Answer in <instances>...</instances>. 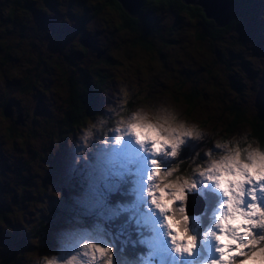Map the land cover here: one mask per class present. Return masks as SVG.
Here are the masks:
<instances>
[{
  "label": "rangeland",
  "instance_id": "obj_1",
  "mask_svg": "<svg viewBox=\"0 0 264 264\" xmlns=\"http://www.w3.org/2000/svg\"><path fill=\"white\" fill-rule=\"evenodd\" d=\"M94 1L49 0L45 3L44 0H38L27 17L12 18L6 12L8 3L12 1L0 0V185H4L1 180L13 182L18 179L17 171L9 165L11 160L4 154V147L8 152H11L13 147L12 144L6 145L9 141L4 139L6 118L2 116L1 110L6 102L7 110L3 111L8 114L15 117L16 112L8 110V106L12 105L13 110L25 112L26 116L29 114V118L30 114L32 115V121L27 123V132H33L32 139L29 140L33 146L30 148V144L27 146L26 143L25 150L30 153L34 151L35 156L32 158L34 164L26 166L33 177L28 183L24 179L28 194L20 195L15 188L11 190L5 186L0 187V194L5 201L0 207V215L4 217L0 219V253L5 251L4 246L9 245V242L15 246L17 241L28 240L29 243L20 246V249L27 251L32 258L36 257L35 264H45V258L68 256L80 238L88 233H95L97 228L117 231L116 226L104 215L86 211L84 198L93 177L98 175V171L94 169L99 151L105 147L106 141L113 143V133L118 126H122L121 121L126 120L131 113L146 114L153 122L157 115L174 116L177 123H183L187 128H193L200 133L199 138L190 141L194 147L185 148L176 161L191 153L192 156L202 155L204 163L206 154L210 152L208 160L219 158L221 151H230L233 146L238 145L235 144L238 139H246L248 135V130L243 127L236 132L237 137L234 139L226 140L222 136H216L218 132L212 127L213 123H208L209 120L214 121V116H218L216 103L212 102L210 107L204 102H199L194 107L187 105L180 93L169 88V76L173 75V71L167 70L166 66L153 60L147 53L139 54L128 50L130 33L116 28L115 22L119 18L116 11H105L96 15L95 19H82L83 14L87 16L93 9H98L97 5L94 7ZM261 1L263 6L260 8L259 19L252 23H242V29L248 34L241 35L240 42L242 52L248 57V62H241L245 84L250 89L255 85L253 94L264 98V0ZM18 19H21V22L17 21ZM170 22L163 19L158 24L163 34L167 33L166 23ZM171 28L173 33L167 39L170 42V57L187 63L190 55H193L194 61L203 63L207 46L204 45L200 50L192 49L185 39L181 25L172 23ZM86 30H92L88 36H94L96 49L109 44L112 48V55L109 56L112 61L108 67L110 85L107 93L99 97L102 117L98 120L103 118L105 113L109 118V115H115L122 108L128 107L126 102L130 97L138 100V103L124 117L118 119L105 138H97V127L94 128L90 123V117L86 118L85 123L76 124L64 138L61 133L65 129L60 130V125L69 121L67 99L72 87L69 85V75L60 77L59 68L54 66L51 60L55 56L57 59H63L62 50H77L81 34L86 35ZM79 58L71 55L66 59V62L71 63L69 70L80 64ZM84 60L87 61V57ZM57 61L61 63L60 60ZM65 68L67 69V64ZM24 69L30 70L27 71L28 75H25ZM178 72L179 70L176 71ZM185 72L187 69H184L182 74ZM255 72L259 75L256 76ZM28 84L32 85V89L27 88L29 90L25 91L24 87ZM29 136L31 137V133ZM20 141L21 138L13 140L16 144ZM47 144L50 154L46 158L47 151L41 147ZM217 144L225 147L216 149ZM246 148L248 151L258 149L253 143H248ZM176 161L175 175L188 178L178 172ZM197 166L193 172L199 170L200 165ZM132 187L133 184L129 182L128 196L118 197L119 200L130 203L133 200ZM10 210L15 213V218L19 216L21 221L28 223L37 240L47 235L49 239H53L52 242L56 241V244H52L51 248H37L33 241H29L32 233H27L24 226L21 228L19 222L15 224V219H10ZM46 222L53 228L46 227ZM41 223L45 227H42ZM12 229L20 233L14 235L11 233ZM135 240L134 234L123 236L119 239L117 247L122 249L129 241ZM149 260L147 250L143 249V252H137L135 264H148ZM75 264H81V261L78 259Z\"/></svg>",
  "mask_w": 264,
  "mask_h": 264
},
{
  "label": "snow or ice",
  "instance_id": "obj_2",
  "mask_svg": "<svg viewBox=\"0 0 264 264\" xmlns=\"http://www.w3.org/2000/svg\"><path fill=\"white\" fill-rule=\"evenodd\" d=\"M154 120L135 112L121 121L113 143L99 151L98 175L85 193L86 211L122 220L117 231L97 228L68 256L45 264H119L118 241L133 234L148 264H264V150L236 145L208 160L210 152L183 178L174 162L200 133L174 116ZM129 182L133 200L124 203L117 197Z\"/></svg>",
  "mask_w": 264,
  "mask_h": 264
},
{
  "label": "trees",
  "instance_id": "obj_3",
  "mask_svg": "<svg viewBox=\"0 0 264 264\" xmlns=\"http://www.w3.org/2000/svg\"><path fill=\"white\" fill-rule=\"evenodd\" d=\"M11 1L8 3L6 10L8 15L12 18H25L32 11L31 8L38 0ZM44 1L46 3L49 0ZM228 1L232 5L230 7L229 19L224 23L210 16L201 4L186 2L185 0H142L140 15L138 17L130 15L118 0H95L93 5L94 7L97 5L98 9L96 11L93 9L87 16L83 14L82 19L84 17L95 19L96 15L105 11H116L119 16L115 22L116 28L130 33L128 50L138 52L139 54L147 53L153 60L162 66H166L167 70L173 71V75H168L171 80L169 88L175 89V92L180 93L187 105L194 107L199 102H204L210 107L212 102L216 103L219 110L218 116L213 117L214 121L209 120L208 122L213 123L212 127L218 132L216 136H222L226 140L234 139V137H237L236 132L245 127L248 130L246 139H238L235 144L237 143L242 150H248L246 148L247 144L253 143L258 150H264V98L257 96L255 93L253 94L255 85H252L250 89L245 84L241 62H248V57L242 52L240 42L241 35L248 34L246 30L242 29V23L244 21L252 23L259 19L260 8L263 6V3L261 0ZM78 12L80 11L78 10ZM163 19L171 21L170 23H166L168 27L166 34H163L158 27V24ZM17 21L21 22V19ZM176 22L184 30L185 39L189 47L200 50L204 45L207 46L203 63L194 61L193 55H190V60L187 63H183L181 59L170 57V42L167 39L173 33L171 24ZM90 31L86 30L85 36L87 38L84 37L86 43H77V50L73 48L67 51L62 50L61 58L63 59H57V56H55L51 60L53 65L59 68L60 77L69 75L68 81L70 87H72L67 99V107L70 110L68 113L69 121L64 119L67 123L60 125V130L65 129L61 133V136L64 138L67 136L68 131L73 129L76 124L85 123L86 118L89 117L92 118L90 123L94 125L93 127H97L95 129L97 138H105L108 136V132L110 133L111 128L116 125L118 119L124 117L138 103V100L130 97L126 102L128 107L122 108L115 115H109V118L106 117L105 113L104 117L98 120L99 117H102L99 97L107 93L110 85L108 67L112 61V58L109 57L112 55V48L109 44L96 49L94 36L92 38L88 36L90 35ZM178 46H180V42ZM197 46L199 47L197 48ZM71 55L80 57L78 61L80 64L76 68L69 70L71 63L66 62V59ZM85 57H87V61L84 60ZM57 60H60L61 63H58ZM65 64H67V69L65 68ZM41 65L44 67L48 66L47 64ZM184 69H187V72L183 75L182 71ZM177 70H179L178 73H176ZM262 70H264V67ZM24 71L25 75H28V72H30V70L25 69ZM255 75L258 76V72H255ZM27 88L32 89V85H26L24 87L25 91L29 90ZM7 104V102L3 104V110H7ZM11 106H8V110L16 112L15 117L1 110L2 116L6 118V122L4 123L6 127L4 139L9 141L5 144L13 145L11 152H8L6 147H4V154L11 160V164L9 165L17 171L18 179L13 182L10 180L3 182L1 180L4 185H0V187L5 186L11 190L15 188L16 192H19L20 195L28 194V192L26 193L28 186L24 182L26 180L27 183L28 181L30 182L33 177L32 173L28 172L29 168H26V166L34 164L32 162L34 151L30 153L25 150V146L26 143L27 146L30 144V148L33 146L29 141L32 139L33 132H27L29 130L27 123L29 120L30 122L32 121V115L30 114L29 118V114L26 116L25 112L13 110ZM21 116L25 118L23 119ZM30 133L31 137L29 136ZM16 138H21V141L17 144L13 142ZM42 148L46 149L47 158L50 154L49 145H42ZM181 158L176 161L179 167L178 172L187 176L193 173V169L198 167L197 165L201 166L204 164L202 155L192 156L191 153L187 154L185 158L184 155ZM124 186V196H128L127 189L129 183H126ZM117 199L119 198L117 197ZM4 202V197L0 194V207ZM13 210L8 212L10 214L8 216L11 220L15 219V224L19 222L21 228L24 226L27 229V233H32L29 236V241H33L37 248H51L52 244H56V241L52 242L53 239H49L47 235H45V238L37 240L35 233L28 223L21 221L19 216L15 218ZM3 218L0 215V219ZM38 221L41 222L40 219ZM120 223H122V220L118 219L113 225L117 226ZM41 226L45 227L42 223ZM46 227L53 228L48 223ZM1 232L0 230V235ZM11 233L18 235L20 232L12 229ZM1 238L0 236V240ZM27 241L24 239L21 242L17 241L15 246L9 242V245L4 246L5 251L0 253V264H35L36 257L32 258L27 251L20 249V246L29 243ZM138 251L140 253L143 252V247L134 241H129L119 251L114 250L115 260L119 264H135Z\"/></svg>",
  "mask_w": 264,
  "mask_h": 264
},
{
  "label": "water",
  "instance_id": "obj_4",
  "mask_svg": "<svg viewBox=\"0 0 264 264\" xmlns=\"http://www.w3.org/2000/svg\"><path fill=\"white\" fill-rule=\"evenodd\" d=\"M124 9L132 16L138 17L140 15V8L142 0H118ZM186 2L201 4L206 12L224 23L229 19L230 7L232 3L228 0H185ZM86 42L85 39H82Z\"/></svg>",
  "mask_w": 264,
  "mask_h": 264
},
{
  "label": "flooded vegetation",
  "instance_id": "obj_5",
  "mask_svg": "<svg viewBox=\"0 0 264 264\" xmlns=\"http://www.w3.org/2000/svg\"><path fill=\"white\" fill-rule=\"evenodd\" d=\"M245 11H246V10H245ZM78 37H79V36H78ZM84 37H86L85 34H81V37H80V39H79V41H80L81 43H83L81 40H82V39H85ZM86 38H87V37H86ZM85 43H86V42H85ZM83 44H84V43H83Z\"/></svg>",
  "mask_w": 264,
  "mask_h": 264
},
{
  "label": "clouds",
  "instance_id": "obj_6",
  "mask_svg": "<svg viewBox=\"0 0 264 264\" xmlns=\"http://www.w3.org/2000/svg\"><path fill=\"white\" fill-rule=\"evenodd\" d=\"M82 41V40H81ZM83 42V41H82Z\"/></svg>",
  "mask_w": 264,
  "mask_h": 264
}]
</instances>
